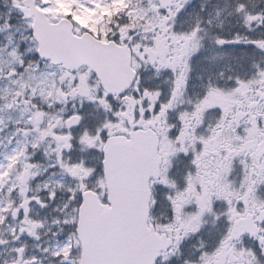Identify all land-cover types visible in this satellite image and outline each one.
<instances>
[{
    "label": "snow or ice",
    "instance_id": "6c2138e0",
    "mask_svg": "<svg viewBox=\"0 0 264 264\" xmlns=\"http://www.w3.org/2000/svg\"><path fill=\"white\" fill-rule=\"evenodd\" d=\"M208 2L0 0V264H264V0Z\"/></svg>",
    "mask_w": 264,
    "mask_h": 264
},
{
    "label": "rangeland",
    "instance_id": "374dc122",
    "mask_svg": "<svg viewBox=\"0 0 264 264\" xmlns=\"http://www.w3.org/2000/svg\"><path fill=\"white\" fill-rule=\"evenodd\" d=\"M193 2H194V0H192V6H193ZM213 2H215V0H209V2L206 5V7L210 8L211 3H213ZM200 3H201V0H199V4ZM89 19H90V14H87V13H83L82 14V22H88ZM8 131H10V129ZM163 264H166V263L163 262Z\"/></svg>",
    "mask_w": 264,
    "mask_h": 264
},
{
    "label": "flooded vegetation",
    "instance_id": "af4514ba",
    "mask_svg": "<svg viewBox=\"0 0 264 264\" xmlns=\"http://www.w3.org/2000/svg\"><path fill=\"white\" fill-rule=\"evenodd\" d=\"M193 5H194V8L198 11L199 10V2H197V1H195V2H193ZM208 7H206V9H207ZM195 241H193V243H194ZM164 263H166L167 264V261H165Z\"/></svg>",
    "mask_w": 264,
    "mask_h": 264
}]
</instances>
